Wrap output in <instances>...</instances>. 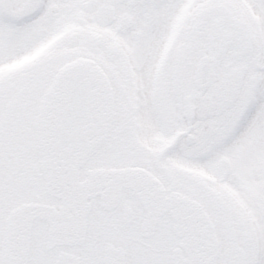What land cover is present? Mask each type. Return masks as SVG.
I'll use <instances>...</instances> for the list:
<instances>
[{
  "label": "snow or ice",
  "instance_id": "6c2138e0",
  "mask_svg": "<svg viewBox=\"0 0 264 264\" xmlns=\"http://www.w3.org/2000/svg\"><path fill=\"white\" fill-rule=\"evenodd\" d=\"M0 264H264V0H0Z\"/></svg>",
  "mask_w": 264,
  "mask_h": 264
}]
</instances>
